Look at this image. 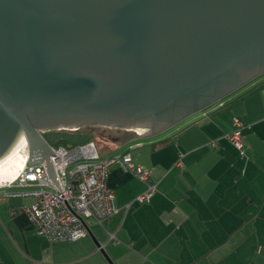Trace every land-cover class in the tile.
Returning a JSON list of instances; mask_svg holds the SVG:
<instances>
[{"label":"water","instance_id":"obj_1","mask_svg":"<svg viewBox=\"0 0 264 264\" xmlns=\"http://www.w3.org/2000/svg\"><path fill=\"white\" fill-rule=\"evenodd\" d=\"M263 73L264 0H0V160L24 137L59 190L42 132L149 137Z\"/></svg>","mask_w":264,"mask_h":264},{"label":"crops","instance_id":"obj_2","mask_svg":"<svg viewBox=\"0 0 264 264\" xmlns=\"http://www.w3.org/2000/svg\"><path fill=\"white\" fill-rule=\"evenodd\" d=\"M227 101L155 140L133 130L100 138V157L130 152L155 191L136 202L146 184L113 164L106 185L119 209L103 226L87 219L76 241L38 235L21 208L31 198L0 189V264H264V75ZM234 117L242 150L225 138Z\"/></svg>","mask_w":264,"mask_h":264},{"label":"built area","instance_id":"obj_3","mask_svg":"<svg viewBox=\"0 0 264 264\" xmlns=\"http://www.w3.org/2000/svg\"><path fill=\"white\" fill-rule=\"evenodd\" d=\"M233 124L235 129L226 133L225 138L242 150V123L238 118H234ZM26 147L28 157L27 143ZM51 150L56 155H50L49 161L53 166L60 192L50 180L43 161L30 165L26 159L13 180L0 184V189L14 186L24 189L13 194L31 198V201L23 204L21 208L28 214L36 233L50 241L80 239L87 235V219H93L101 225L117 212L119 206L115 202L114 193L106 185L110 167L115 163L122 164L146 184L145 190L135 196L136 202L149 201L155 191V183L150 180L149 171L135 165L128 151L100 157L93 141L74 147L51 146ZM129 205L130 202L125 206ZM101 247L102 245L98 246Z\"/></svg>","mask_w":264,"mask_h":264},{"label":"rangeland","instance_id":"obj_4","mask_svg":"<svg viewBox=\"0 0 264 264\" xmlns=\"http://www.w3.org/2000/svg\"><path fill=\"white\" fill-rule=\"evenodd\" d=\"M264 75V73L263 74H261V76H263ZM259 77H260V75H259ZM247 84H245L244 86H246ZM241 88V87H240ZM239 89V88H238ZM233 93V92H232ZM232 93H230V94H232ZM230 94H228V95H226L225 97H223L222 99H220V100H218V101H216V102H214V103H211L210 105H208V106H206L205 108H203V109H201L200 111H198V112H195V113H193V114H191L190 115V117L189 118H191V119H194L196 116H198V117H200L201 116V112L202 111H204V110H206V109H208V108H212V109H214L215 107H217V106H220V105H222L225 101H227V97H229V95ZM229 102L227 101L226 102V104H224V107L226 106L227 107V104H228ZM207 111V110H206ZM188 119V118H187ZM183 122V121H182ZM182 122H178L177 124H175V125H173L172 127H170L169 129V131H173V130H175V128L177 127H181L182 126ZM80 129V130H79ZM78 129V133H76L75 135L74 134H71V133H68V132H65V133H60V134H58L56 131L57 130H48V131H44V132H42V136L44 137V138H46L47 140H49V141H51V140H56L57 138H59L60 137V135H63V136H65V137H67L68 138V141L69 142H71V143H83L82 142V140H85V139H87V138H83V134H82V132L83 133H87V134H91V138H92V141L94 142V144H95V146H96V148H97V145H98V143H100V140H102V139H100V138H102V137H104V136H102V135H108V134H111L112 136H113V134H116V133H119V132H121V130H124V129H119V128H114V127H106V126H100V127H98V128H95V129H91V127H81V128H79ZM64 130V129H63ZM67 131H69V130H67ZM73 131V130H72ZM77 131V130H76ZM167 131V130H166ZM44 134H46L45 136H44ZM82 135V136H80V137H78L77 135ZM51 136V138H54V139H50V137H48V136ZM70 135H73V136H70ZM158 135H160V137H165V131L164 132H161V133H158V134H155V135H152V136H149V137H146V138H141V139H138L139 141H146V140H148L149 138H151L152 140H155V139H157V138H154V137H157ZM110 136V135H109ZM159 137V136H158ZM45 139V140H46ZM150 139V140H151ZM18 140H20V139H18ZM87 140H89V139H87ZM20 143H21V140H20ZM80 143V144H81ZM49 145H51V144H49ZM132 144H128L126 147H130ZM52 146V145H51ZM19 151H20V153L21 154H26L27 153V147H26V144L24 143V144H22L20 147H19V149H18ZM6 189V188H5ZM4 189V190H5ZM21 190H24L22 187H18V186H14L13 188H9V189H7V190H5L6 192H9V193H15V192H17V191H21Z\"/></svg>","mask_w":264,"mask_h":264},{"label":"bare ground","instance_id":"obj_5","mask_svg":"<svg viewBox=\"0 0 264 264\" xmlns=\"http://www.w3.org/2000/svg\"><path fill=\"white\" fill-rule=\"evenodd\" d=\"M15 147L0 160V184L13 180L24 166L27 154H21L18 150L27 141L24 137L19 138Z\"/></svg>","mask_w":264,"mask_h":264},{"label":"trees","instance_id":"obj_6","mask_svg":"<svg viewBox=\"0 0 264 264\" xmlns=\"http://www.w3.org/2000/svg\"><path fill=\"white\" fill-rule=\"evenodd\" d=\"M235 118V117H234ZM91 129H93V128H91ZM235 129V126H233V129L232 130H234ZM80 130V129H79ZM58 134H60V133H65V132H68V133H71V134H76V133H78L79 131H78V129H77V131L76 130H69V131H67V130H63V129H60V130H57L56 131ZM231 132V131H230ZM229 133V132H228ZM82 134H83V138H87V139H89V140H87V139H85V140H82V142L83 143H81V144H84V143H87V142H90V141H92V138H91V134H87V133H83L82 132ZM46 134H44V136H45ZM70 136H73V135H70ZM78 137H80V136H82L81 134L80 135H77ZM102 136H104V137H102V138H107V139H109V138H112V135L110 134V136L109 135H102ZM48 137H50V139H54V138H51V136L49 135ZM46 139V138H45ZM46 141L49 143V144H51L52 146H60V145H62V146H65V147H74V146H77V145H81L80 143H71V142H69L68 141V138L67 137H65V136H63V135H60V137L59 138H57L56 140H51V141H49V140H47L46 139ZM165 140H163V141H161V142H164ZM154 144V143H153ZM109 219V218H108ZM107 219V220H108ZM106 220V221H107ZM105 222V221H104ZM104 222H103V224H104ZM103 224H101V226H103ZM86 236V235H85ZM78 240V239H77ZM50 241V240H49ZM71 241H76V240H71ZM51 242H54V241H51Z\"/></svg>","mask_w":264,"mask_h":264},{"label":"flooded vegetation","instance_id":"obj_7","mask_svg":"<svg viewBox=\"0 0 264 264\" xmlns=\"http://www.w3.org/2000/svg\"><path fill=\"white\" fill-rule=\"evenodd\" d=\"M98 127H100V126H94V127H91V128L95 129V128H98ZM104 135H105V134H104ZM108 135H110V134H108Z\"/></svg>","mask_w":264,"mask_h":264}]
</instances>
